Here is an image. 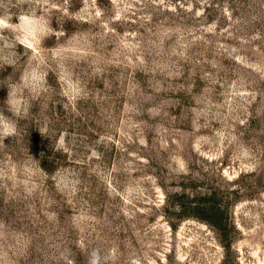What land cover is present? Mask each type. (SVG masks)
<instances>
[{"label":"rangeland","instance_id":"obj_1","mask_svg":"<svg viewBox=\"0 0 264 264\" xmlns=\"http://www.w3.org/2000/svg\"><path fill=\"white\" fill-rule=\"evenodd\" d=\"M0 264H264V0H0Z\"/></svg>","mask_w":264,"mask_h":264},{"label":"clouds","instance_id":"obj_2","mask_svg":"<svg viewBox=\"0 0 264 264\" xmlns=\"http://www.w3.org/2000/svg\"><path fill=\"white\" fill-rule=\"evenodd\" d=\"M7 134V133H6Z\"/></svg>","mask_w":264,"mask_h":264}]
</instances>
